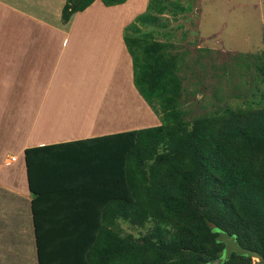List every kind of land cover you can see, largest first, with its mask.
Listing matches in <instances>:
<instances>
[{
	"label": "trees",
	"instance_id": "trees-1",
	"mask_svg": "<svg viewBox=\"0 0 264 264\" xmlns=\"http://www.w3.org/2000/svg\"><path fill=\"white\" fill-rule=\"evenodd\" d=\"M95 1L67 0L62 23ZM168 11L150 0L125 29L135 87L161 125L26 150L39 264H210L225 252L221 232L264 264V49L244 57L257 74L252 99L192 116L184 47L153 28Z\"/></svg>",
	"mask_w": 264,
	"mask_h": 264
},
{
	"label": "crops",
	"instance_id": "crops-1",
	"mask_svg": "<svg viewBox=\"0 0 264 264\" xmlns=\"http://www.w3.org/2000/svg\"><path fill=\"white\" fill-rule=\"evenodd\" d=\"M66 1L0 0V264H39L27 149L160 119L134 84L130 15L119 17L113 39L91 30L110 11L132 14V0H97L64 25Z\"/></svg>",
	"mask_w": 264,
	"mask_h": 264
},
{
	"label": "rangeland",
	"instance_id": "rangeland-1",
	"mask_svg": "<svg viewBox=\"0 0 264 264\" xmlns=\"http://www.w3.org/2000/svg\"><path fill=\"white\" fill-rule=\"evenodd\" d=\"M132 4V14L122 9L110 11L105 19L93 22L91 30L113 39L119 17L130 15L124 23L132 25L148 12L150 0H132ZM166 4L169 11L161 16L158 28H153L158 40L185 48L177 50L185 58L181 69L183 108L194 116L211 112L218 105L237 106L252 99L257 74L253 66H246L249 61L244 57L264 49V0H166ZM160 123L159 119L148 126ZM124 230L135 235L140 232L127 224ZM260 262L255 259V264Z\"/></svg>",
	"mask_w": 264,
	"mask_h": 264
},
{
	"label": "water",
	"instance_id": "water-1",
	"mask_svg": "<svg viewBox=\"0 0 264 264\" xmlns=\"http://www.w3.org/2000/svg\"><path fill=\"white\" fill-rule=\"evenodd\" d=\"M218 242L226 245L225 252L222 257L212 260L210 264H223L231 258L233 253L239 256H247L252 259L262 261V257L254 251H249L239 245L236 236H231L226 232H221L217 238Z\"/></svg>",
	"mask_w": 264,
	"mask_h": 264
}]
</instances>
